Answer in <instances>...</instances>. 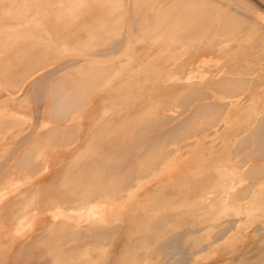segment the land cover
<instances>
[{"label": "bare ground", "instance_id": "obj_1", "mask_svg": "<svg viewBox=\"0 0 264 264\" xmlns=\"http://www.w3.org/2000/svg\"><path fill=\"white\" fill-rule=\"evenodd\" d=\"M0 264H264V0H0Z\"/></svg>", "mask_w": 264, "mask_h": 264}]
</instances>
